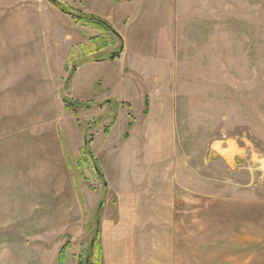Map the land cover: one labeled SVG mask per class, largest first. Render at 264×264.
Wrapping results in <instances>:
<instances>
[{
  "label": "crops",
  "instance_id": "0c3cea01",
  "mask_svg": "<svg viewBox=\"0 0 264 264\" xmlns=\"http://www.w3.org/2000/svg\"><path fill=\"white\" fill-rule=\"evenodd\" d=\"M58 2L74 3L77 11L105 20L123 49L116 59L98 61L100 34L105 35L100 27L74 25L71 15L54 11L49 0H0V227L6 230L0 233V264H60L64 248V264H79L93 218L86 211L84 167L79 168L86 130L74 115L84 108L69 109L64 99L87 111L103 97L123 104L101 92L115 84L118 68L120 85L129 87L127 97L140 99L147 113L145 146L160 150L143 156L152 165L138 184L108 186L114 197L101 207L94 259L99 264H241L240 257H261L260 234L230 236V205L251 208L242 200L245 189L230 183L226 171L200 175L195 165L181 170L173 149L176 101L182 82L188 90L193 80V61L204 59L200 67L208 71L206 77L194 73V80L205 84L197 96L205 101L213 92L212 25H206L212 23L213 0ZM53 18L64 24L53 25ZM90 45L92 55L84 51L82 56L79 51ZM69 56L73 62L85 60L76 68L73 63L70 81L68 70L55 76L53 68L66 66ZM133 77L143 84L130 87ZM258 162L264 175V159ZM230 194L237 195L235 203ZM249 239L251 244L230 249L231 241Z\"/></svg>",
  "mask_w": 264,
  "mask_h": 264
},
{
  "label": "rangeland",
  "instance_id": "374dc122",
  "mask_svg": "<svg viewBox=\"0 0 264 264\" xmlns=\"http://www.w3.org/2000/svg\"><path fill=\"white\" fill-rule=\"evenodd\" d=\"M63 8L71 13L72 11L81 13L71 2L65 3ZM73 8H76L75 11L72 10ZM53 10L63 11L56 4H53ZM69 17L74 25L98 27L88 22L90 18H86L83 25L82 22ZM63 24L53 18V25ZM206 25H212L211 84L213 92L212 95L208 94L205 97V101L203 96L201 98L197 96L199 89L204 90L205 84L203 81L194 80V75L206 77L208 71L205 74L206 67L204 65L200 67L204 59L193 61L192 66H189L193 80L187 83L188 90L183 88L186 85L182 82L181 96L176 101L178 111L174 115L176 129L173 135L175 138L173 149L180 155V161L179 163L174 161V163L180 164L181 170L193 169L195 165L200 175L210 169L226 171L229 174L230 183L245 189L242 200L244 198L243 201L250 204L251 208L239 211L236 204L230 205L229 228L230 234H233L230 236L240 239L243 235L249 237L260 234L261 257L252 258L247 255L238 258L236 262L264 264V175L261 171L263 167L258 162L264 159V0H213L212 23L207 22ZM101 29L105 35L100 34L103 43L99 58H105L118 50L119 45L112 42L114 38L107 29L103 27ZM106 37L109 39H105ZM91 41L93 39L90 43ZM88 47L90 50L79 51L82 56L84 51L86 55H92L93 45ZM71 56H76V49ZM72 60L73 57L69 56V64L67 63L66 66L54 65L55 76L57 73L63 74L65 70H68L70 81L73 76V63L75 65L73 68H76L85 61L75 59L73 62ZM106 72L108 71L105 70L104 73ZM120 75L121 71L118 68L114 72L115 84L109 89H102L101 92L112 94L117 100L124 101L123 104L103 97L96 99L99 104L92 111L85 110V107H82L84 110H80V113L74 111L78 119L76 122L81 123L80 125L85 128L86 141L91 143L90 149L104 175L101 177L97 173L93 160L86 152L83 190L86 211L92 214L93 218L87 230V235L91 238H88L83 247V256H86L89 250L94 233L93 224L95 225L97 217L100 219L101 207L114 197L108 186L122 189L128 184L133 185V182L138 184L142 173L152 165L143 156L146 154L151 156L160 150V146H145L147 121L143 115V107L140 106V99L127 97L129 87L124 89L120 85ZM133 79L135 83L132 82L130 87L143 84L136 77ZM192 101L194 103L198 101V105L195 104L193 107ZM161 118L158 117V119ZM153 136V134L148 136L149 140ZM242 149L243 152H241ZM239 153L243 157L236 156ZM230 201L235 203L237 195L230 194ZM243 214L245 221H243L244 218L240 219L244 216ZM252 215L255 219H252ZM0 233L4 234L6 230L0 227ZM2 234H0L1 237ZM250 239L249 242L231 241L230 249L233 251L241 249L242 246L252 243ZM230 260L234 261L235 258Z\"/></svg>",
  "mask_w": 264,
  "mask_h": 264
},
{
  "label": "trees",
  "instance_id": "16d2710c",
  "mask_svg": "<svg viewBox=\"0 0 264 264\" xmlns=\"http://www.w3.org/2000/svg\"><path fill=\"white\" fill-rule=\"evenodd\" d=\"M49 1H51L52 3L56 4L57 6H59L64 12L70 14L72 18L76 19V21L82 22L83 25H85L84 22H85L86 18H90V21H88V22H92V23L98 25V27H100V28L103 27V28L107 29L108 31L113 32V34H115L117 36V38L120 41L119 49L116 50V51H113L112 53H110L109 57L99 58V55H98V56H96V60H98V61H105L107 59L113 60V59H116V57H118L121 54L122 49H123L121 38L115 33V31L112 29V27L105 20H103V19H101V18H99L97 16L88 15V14H85V13H82V12L73 14V13L69 12L67 9H64L63 8L64 6H62V4L58 2V0H49ZM94 41L95 40H93V42ZM94 44L97 45L96 43H94ZM64 101L66 103L67 108H69V109H73V107H75V108L85 107L83 105H78L77 103H72V102L68 101L67 99H64ZM145 115H147V113H145ZM90 147H91V143L87 140L86 141V145H85V154L82 155V157H81V160L79 162V168H83L84 167V165H85V163L87 161V156H86V152H87L88 155L90 156V158L93 160V164H94L95 170L97 171V173L101 177H103L104 175H103L102 171L100 170V168H99L100 166H98V163H97L96 159L94 158ZM96 219L97 220H95V229H94V233H93V238H92V241H91V243L89 245V250L87 251L86 256L81 257L79 264H99L98 261L96 260L97 258H96L95 255H96V253H99V250H100L98 245H97V241H98V237H99V222H100V219L98 217ZM65 251H66V248H64L62 250V253H61V256H60V264H64L65 253H66ZM94 257L96 259H94Z\"/></svg>",
  "mask_w": 264,
  "mask_h": 264
},
{
  "label": "bare ground",
  "instance_id": "6f19581e",
  "mask_svg": "<svg viewBox=\"0 0 264 264\" xmlns=\"http://www.w3.org/2000/svg\"><path fill=\"white\" fill-rule=\"evenodd\" d=\"M8 59V58H7ZM4 68V67H3ZM13 73V72H12ZM14 94V93H13Z\"/></svg>",
  "mask_w": 264,
  "mask_h": 264
}]
</instances>
